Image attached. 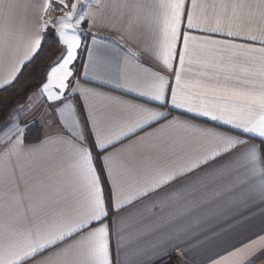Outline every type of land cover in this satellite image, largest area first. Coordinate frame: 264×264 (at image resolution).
Segmentation results:
<instances>
[{
  "label": "snow or ice",
  "instance_id": "snow-or-ice-1",
  "mask_svg": "<svg viewBox=\"0 0 264 264\" xmlns=\"http://www.w3.org/2000/svg\"><path fill=\"white\" fill-rule=\"evenodd\" d=\"M192 2L195 7V0ZM93 5L98 6L96 11L92 10ZM105 6L102 0H44L39 23L26 42L23 55L10 65L5 75H0V90L13 86L23 68L31 63L42 48V33L53 25L47 18L48 11L53 9L62 12L55 21V31L59 43L65 47L59 58L49 65L43 77L44 82L36 86L37 91L29 97V103L14 112L5 125L0 126V148L4 150L0 153V159L24 151L27 115L38 102L47 103L61 118L64 132L60 134V141L67 146L70 156L68 168L78 187L73 191L45 192L33 200L31 196L26 197L24 192H20L17 186L20 199L16 201V214L8 217L6 213V222L0 226V264H122L121 249L133 243L144 245L140 249L141 254L150 260L152 256L163 252L162 245L173 232L198 225L225 208L264 202V148L248 145L247 140L206 127L197 129L195 146L190 145V151L178 159L168 160L166 155L159 154L158 146H150L148 151L157 152V158L164 162L156 167H152L151 163L145 164L146 171L142 174L137 170L139 179L129 185L127 191L117 186L109 176V182L113 185L112 200L111 203L106 201L92 148L87 146L88 137L82 131L84 124L91 121L81 120L78 110L69 99L72 93L85 96L96 94L82 86L79 79H73L76 75L73 68L78 58L77 50L82 46L83 33L77 29L88 18L92 19L89 30L94 27L97 13ZM14 7L0 0V9H5L9 14ZM152 7L159 10L156 19L162 41V67L166 69H173L170 61L176 59L177 46L181 40L184 50L178 53V58L183 68L189 41L196 40V37L188 35L190 31L230 39L201 41L204 45L212 46L203 64L205 70L200 72V76L207 78L204 83L182 80L181 70L178 69L175 71V87L170 88V78L165 79L156 69L146 66V71L154 75L153 87L145 90L137 85L127 90L146 97L157 107L128 105L134 117L132 122L125 123L109 135L93 127L90 133L95 138L94 147L105 151L138 131L168 120L170 112L160 109L169 104L171 108L206 118L241 135L259 138L264 143V69L245 72L246 76L260 77L259 80L245 79L234 75L237 70L234 64L228 66L224 63V57L230 52L233 56L238 52L264 53V48H251L233 43V40L264 45V38L246 34L242 29H225L219 20L215 27H201L202 21L187 11L186 0H155ZM243 7V4L233 5L234 9ZM257 7L264 10V0H259ZM185 16L187 31L183 30ZM97 39L92 36L94 42ZM121 39L130 47L121 48L117 53L118 58L122 53V58L137 60L142 64L138 57L148 55L161 63L148 49L139 48L135 37L121 34ZM0 45L6 47L7 40H0ZM133 48L137 50L133 51ZM89 52L91 57V50ZM224 73H228L224 76L225 80L234 79L242 87L219 83ZM83 78H89L88 65L84 66ZM70 87L71 92H66ZM194 100L199 103L193 104ZM20 116L25 118L20 119ZM173 123L181 122L174 119L165 127H171ZM185 126L194 127L186 122ZM11 171L14 174V166ZM177 180L180 183L177 184ZM137 201L144 202L113 221L116 237L114 261L113 232L104 222L109 216L108 209L111 207L112 211L120 212ZM61 244L64 247H59ZM53 248L56 251H49L47 256L35 260L37 255ZM69 253L74 254L70 260L67 259Z\"/></svg>",
  "mask_w": 264,
  "mask_h": 264
},
{
  "label": "crops",
  "instance_id": "crops-1",
  "mask_svg": "<svg viewBox=\"0 0 264 264\" xmlns=\"http://www.w3.org/2000/svg\"><path fill=\"white\" fill-rule=\"evenodd\" d=\"M5 2L15 7L10 14L5 9H0V40H7L6 47L0 45V75H5L10 65L23 55L24 46L34 34L36 25L39 23L44 0H5ZM154 3L155 0H102V4L106 6L97 13L95 26L89 30L92 19L88 18L77 29L82 33L85 29L86 33L82 34V46L77 50L78 58L74 61L73 68L76 75L73 79H79L82 86L93 90L96 94L85 96L72 93L69 99L76 109V99L81 101L85 121H91L87 123L89 133L94 127L97 131L109 135L125 123H131L134 117L128 108L130 104L157 107L146 97L127 90L137 85L145 90L153 87L154 75L146 71V66L156 69L165 79L170 78V88L175 87V71L178 69L181 70L182 80L204 83L207 82V78L200 76V72L205 70L203 64L208 59L212 46L204 45L201 41L230 39L226 36L190 31L188 35L196 37V40L189 41L188 55H186L183 68L181 69L178 58V53L184 50L181 40L177 46L176 59L170 61L173 69H166L162 67V41L159 37L156 19L159 10L152 7ZM258 3L259 0H195V7H193L192 0H186L187 11L192 12L202 21L201 27H215L219 20L225 29L229 27L233 30L242 29L246 34L250 33L264 38V10L257 7ZM234 4H243L244 7L234 9ZM137 5L142 7H137ZM97 7L93 5L92 10L96 11ZM186 24L185 16L184 31H187ZM5 33H11V35H5ZM121 34L135 37L138 47L148 49L161 63H157L148 55L138 57L142 64L137 60L122 58V53L118 58L117 53L121 48L130 47L121 39ZM45 35L46 30L42 33V37L45 38ZM92 36L98 39L94 42ZM232 42L251 48H264V45L251 44L246 40H233ZM63 47L65 46H62L61 52ZM89 50H91V57ZM136 50L133 48V51ZM189 60L192 62L189 63ZM224 63L228 66L235 65L237 70L234 75L236 76L259 80L260 77H249L245 75V72H257L264 69V53L238 52L233 56L230 52L224 57ZM85 65H88V79L83 78ZM227 74L221 75L219 83L242 87L234 79L225 80L224 76ZM36 91L37 89L30 94V97ZM66 92H71V87ZM28 103L29 99L14 109L10 116L0 123V126L5 125L14 112ZM192 103L198 104L199 102L194 100ZM160 110L170 112L168 120H162L152 127L138 131L137 134L115 143L105 151L92 149L95 168L99 174L106 201H108L106 196V187H108L109 203H111L113 191L109 176L117 186L127 191L129 185L139 179L137 170H140L142 174L146 171L145 164L151 163L152 167H156L164 162L157 158V152L148 151L150 146H158L159 154L166 155L168 160L178 159L185 152L190 151V145L195 146L198 138L197 129L200 127L226 132L247 140L248 145L264 148V143L259 138L241 135L236 130L206 118L171 108L170 104ZM19 118L24 119L25 117L20 116ZM27 119L28 124L23 139L24 151L12 154L7 159H0V226L6 222V213L8 217L16 214V201L20 199V192L36 200L45 192L53 194L56 190L73 191L78 187L68 168L70 156L67 146L60 141V134L64 132V129L59 115L52 111L47 103L38 102L37 106L27 115ZM174 119L181 123H173L171 127H165ZM185 122L194 127H186ZM31 128L37 133L27 134ZM82 131L86 134L84 126ZM90 135L94 143L95 138L91 133ZM87 146L90 147L88 141ZM3 151L0 148V153ZM109 157L111 159H108ZM13 166L14 174L11 171ZM176 183L180 181L177 180ZM17 186L20 192L17 191ZM143 202L137 201L120 212L112 211L111 207L108 209L109 216L104 222L109 225L110 232H113L111 239L114 261L116 259V237L113 221ZM59 247L62 248L64 245L61 244ZM143 247L145 246H138L135 243L127 244L121 249L122 264H264V202L257 201L225 208L218 214L204 219L198 225L173 232L170 238L163 243V252L158 256H152L150 260L141 254L140 249ZM49 251H56V249L53 248L37 255L35 260L47 256ZM73 255L69 253L67 259H72Z\"/></svg>",
  "mask_w": 264,
  "mask_h": 264
},
{
  "label": "trees",
  "instance_id": "trees-1",
  "mask_svg": "<svg viewBox=\"0 0 264 264\" xmlns=\"http://www.w3.org/2000/svg\"><path fill=\"white\" fill-rule=\"evenodd\" d=\"M62 45L59 43L55 34L45 35L43 46L35 58L23 68L19 79L15 81L12 87L0 90V123L5 121L12 111L18 106L27 102L30 94L37 89V85L43 83V77L46 75L49 65L57 58L61 52ZM76 105L81 119L85 121L84 109L79 99H76ZM87 141L90 147L95 151L94 143L88 130L87 123L84 124ZM31 128L27 134L34 135L37 131ZM98 163L99 160H98ZM106 196L109 201L110 195L106 187Z\"/></svg>",
  "mask_w": 264,
  "mask_h": 264
},
{
  "label": "rangeland",
  "instance_id": "rangeland-1",
  "mask_svg": "<svg viewBox=\"0 0 264 264\" xmlns=\"http://www.w3.org/2000/svg\"><path fill=\"white\" fill-rule=\"evenodd\" d=\"M62 15V12L58 11V10H53V9H50L47 13V18L50 19L52 22H53V25L49 28L46 29V36H49L51 34H56V24H55V21ZM85 28V27H84ZM86 33V30L83 29V34ZM85 36V35H84ZM58 37V36H57Z\"/></svg>",
  "mask_w": 264,
  "mask_h": 264
}]
</instances>
